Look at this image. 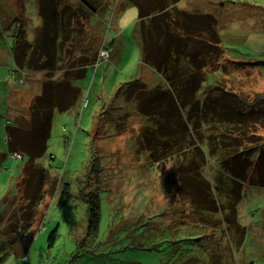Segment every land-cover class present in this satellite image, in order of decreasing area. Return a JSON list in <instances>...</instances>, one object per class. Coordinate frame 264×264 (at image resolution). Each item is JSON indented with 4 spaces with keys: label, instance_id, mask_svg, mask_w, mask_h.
<instances>
[{
    "label": "rangeland",
    "instance_id": "1",
    "mask_svg": "<svg viewBox=\"0 0 264 264\" xmlns=\"http://www.w3.org/2000/svg\"><path fill=\"white\" fill-rule=\"evenodd\" d=\"M42 1L0 0V154L7 155L0 162V218L5 199L16 194V184L28 160L8 152L3 122L5 119L19 125L29 122L28 109L42 90L46 76L42 72L13 71L16 67L9 50L17 27L26 33L29 41L35 39L43 23L39 12L45 5ZM225 1L181 0L179 7L218 17L221 45L226 50V60L221 63L228 65L230 71L221 79L230 91L250 102L255 93L264 92V0H232L236 4ZM58 5L67 6L65 24L69 21L76 26L75 20L82 21L85 29L82 47L95 48L96 62L101 63L96 68L90 67L86 77L77 82L83 89L79 106L68 113L56 111L54 114L48 153L40 160L49 175L45 199L38 219L32 223L31 230L38 232L26 258L9 255L0 264H152V252L124 249L121 243L104 241L112 227L117 232L121 230L122 214L128 219L139 215L157 216L163 224L201 228L188 236V241L178 249L181 254L170 256L173 257L170 260H197L194 264H264V189L247 187L244 190L238 214L248 228V235L239 249L236 231L230 227L222 229V222L228 217L226 210L201 215V211L194 210L192 201L180 194L185 188L181 178L186 171L188 175L191 173L189 167L195 166L188 161L191 150H186L187 156H184L181 154L184 151L177 153L178 147L174 145V150L165 149L166 157H163L164 149L156 147L158 153L152 156L155 152L152 145L159 141L155 139L150 144L145 136L148 131L159 128L156 121L159 118L163 123V117L153 120L142 115L137 98L131 102L121 96L116 98L122 85L139 76L142 46L137 30L138 8L125 5L124 0H58ZM1 18L6 20L2 24ZM4 23L8 26L6 32ZM105 47L111 49L106 50L107 56L102 54ZM254 59L261 64L255 66L250 62L237 69L228 62ZM144 75L154 86L153 72L147 70ZM1 94L8 95L2 100ZM202 128L203 133L210 131L204 122ZM217 131L212 130L210 134L215 135ZM251 132L264 135V122H256ZM205 136L209 135H202L203 139ZM196 142L203 143L198 138ZM208 142L214 145L213 141ZM51 154L54 159L49 157ZM155 156L162 160L156 162ZM207 164L203 172L209 180L208 188L214 185L211 195L218 196L216 186L224 190L225 183L217 181L221 177L216 168L218 163L211 160ZM181 165L186 170H178ZM191 178L194 183L189 190L197 192L201 179L195 173ZM225 182L228 183L227 179ZM65 186H68V195L61 201ZM90 194L99 199L101 211L99 240L95 243L87 238ZM220 201H227L226 196ZM54 230L57 240L49 246L48 238ZM101 242L102 245H96ZM161 258V263L168 262Z\"/></svg>",
    "mask_w": 264,
    "mask_h": 264
},
{
    "label": "trees",
    "instance_id": "2",
    "mask_svg": "<svg viewBox=\"0 0 264 264\" xmlns=\"http://www.w3.org/2000/svg\"><path fill=\"white\" fill-rule=\"evenodd\" d=\"M124 1L125 5H135L139 10L137 30L141 38L142 57L139 76L122 85L116 98L121 96L129 99V102L137 98L142 115L153 117V120L163 117V123L159 118L156 121L159 128L154 132L148 131L145 136L150 144H153L152 140L159 141L152 145L155 151L152 156L158 153L156 147L164 149L163 157H166L165 149L169 147L174 150V145L178 147L177 153L184 151L181 153L184 156H187L186 150H191L188 161L195 166L189 167L191 173L188 175L186 171V175L181 178L185 188L181 189L180 194L190 199L194 210L201 211V215L226 210L228 217L227 221L222 222V229L230 227L236 231L237 247L241 249L248 235V228L241 223L238 214L244 190L247 187L264 189V135L249 133L256 122H264V92L255 93L253 101L249 102L224 84L221 77L230 71L228 65L221 63L226 60V50L221 45L218 17L181 9V0ZM41 4H45L39 11L43 23L35 39L29 41L26 33L17 27L13 35L14 43L9 50L16 67L13 71L42 72L46 76L42 90L28 109L29 122L24 125L14 120L5 119L3 122L8 152L28 160L22 170L21 180L16 184L15 196L5 199V210L0 218V261L9 255L26 258L38 232L31 230L32 223L38 219L45 199L49 175L40 160L48 153L54 114L56 111L68 113L79 106L83 89L77 82L86 77L90 67L96 68L100 62H96L95 48L82 47L85 36L82 21L75 20L76 26L69 21L65 24L67 6L59 7L58 0H43ZM42 9L47 12H42ZM4 21L1 18V24ZM6 27L4 23V29ZM228 62L237 69L250 62L255 66L261 64L256 59ZM147 70L155 74L154 86L145 80L144 72ZM203 122L210 127V131L203 133ZM212 130L219 131L214 135L210 134ZM205 134L209 136L203 139L202 135ZM197 138L203 142L202 145L197 144ZM208 141H213L214 145ZM186 142L189 144L187 147ZM6 157L5 153L0 155V162L3 163ZM49 157L54 159L52 154ZM161 160L155 156L156 162ZM211 160L218 163L216 168L221 173L217 181L229 187L222 190L216 186L219 198L211 195L214 185L208 188L209 180L203 172ZM182 168L186 170L184 165L178 170ZM194 173L202 182H198L201 188L197 192L189 190V186L194 183L191 178ZM65 187L61 201L68 195V186ZM90 196L86 212L89 223L87 238L95 243L99 240L101 211L97 196ZM223 196H226L227 201H220ZM14 205L16 207L12 210ZM156 217L139 215L128 219L122 214L121 230L117 232L112 227L107 231L104 241L114 245L121 243L124 249L152 252V264L197 263L193 259L177 262L170 260L173 258L170 256H179L180 247L188 241V236L201 228L163 224ZM56 240L57 233L54 230L48 238L49 246H53ZM161 257L168 262L161 263Z\"/></svg>",
    "mask_w": 264,
    "mask_h": 264
},
{
    "label": "built area",
    "instance_id": "3",
    "mask_svg": "<svg viewBox=\"0 0 264 264\" xmlns=\"http://www.w3.org/2000/svg\"><path fill=\"white\" fill-rule=\"evenodd\" d=\"M108 53H109V51H106V50H105V51H103L102 54H103V56H107ZM14 157L22 159V156H21V155H18V154H15Z\"/></svg>",
    "mask_w": 264,
    "mask_h": 264
},
{
    "label": "crops",
    "instance_id": "4",
    "mask_svg": "<svg viewBox=\"0 0 264 264\" xmlns=\"http://www.w3.org/2000/svg\"><path fill=\"white\" fill-rule=\"evenodd\" d=\"M153 74H154V72H153ZM155 75V74H154ZM9 94V93H8ZM8 94H1V96H2V100L4 99V98H6V96L8 95ZM37 96V95H36ZM1 100V101H2ZM8 112H9V110H8ZM9 113H11V112H9ZM16 114H18V112H16ZM5 119V118H4ZM1 155V154H0Z\"/></svg>",
    "mask_w": 264,
    "mask_h": 264
},
{
    "label": "clouds",
    "instance_id": "5",
    "mask_svg": "<svg viewBox=\"0 0 264 264\" xmlns=\"http://www.w3.org/2000/svg\"><path fill=\"white\" fill-rule=\"evenodd\" d=\"M104 50H109V51H111V49H110L109 47H105ZM99 61H100V60H99ZM100 63H101V62H99V64H100ZM97 66H98V65H97ZM97 66H96V67H97ZM84 103H87V101H85Z\"/></svg>",
    "mask_w": 264,
    "mask_h": 264
}]
</instances>
